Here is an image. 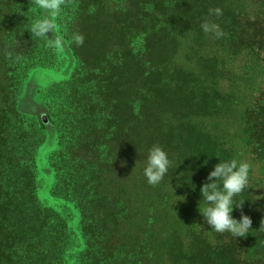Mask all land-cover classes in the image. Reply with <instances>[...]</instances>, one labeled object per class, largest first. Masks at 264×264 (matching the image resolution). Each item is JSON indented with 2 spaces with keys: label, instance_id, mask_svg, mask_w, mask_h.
Wrapping results in <instances>:
<instances>
[{
  "label": "trees",
  "instance_id": "16d2710c",
  "mask_svg": "<svg viewBox=\"0 0 264 264\" xmlns=\"http://www.w3.org/2000/svg\"><path fill=\"white\" fill-rule=\"evenodd\" d=\"M75 1L87 71L69 117L81 143L54 166L56 191L81 216L80 264H264L263 199L248 188L235 198L233 216L252 219L240 240L199 212L219 159L247 160L243 143L264 159V0H164L163 11L155 0ZM205 21L225 35L204 33ZM24 124L0 128V264H68V224L40 204L33 156L15 155L35 133ZM153 145L172 160L155 186L143 176Z\"/></svg>",
  "mask_w": 264,
  "mask_h": 264
},
{
  "label": "rangeland",
  "instance_id": "374dc122",
  "mask_svg": "<svg viewBox=\"0 0 264 264\" xmlns=\"http://www.w3.org/2000/svg\"><path fill=\"white\" fill-rule=\"evenodd\" d=\"M155 2L163 11L160 4L164 0ZM123 4V7L126 6ZM3 5H9L8 0H0V128L11 126L13 129L18 121H23L26 123L24 125L32 126L35 130L26 143L13 144L15 155L33 156L38 200L43 207L53 210L67 222L70 233L67 261L68 264H80L86 250L81 216L74 198H65L56 191L59 179L57 173L60 171L54 166L59 153L68 149L71 153L81 143L80 139L76 142L75 135L79 130L75 129V123L69 117V113L72 114L79 107L80 102L77 101L82 95H74L73 90L78 88L75 81L84 79L87 71L80 61L84 49L79 50L71 42V35L78 31L74 27L79 21L75 13L77 3L75 0H66L58 19L66 40L61 52L49 48L44 40L32 38L27 31L30 22L40 15L33 0H17L15 9L4 8ZM181 5H185L184 2ZM18 31H21L20 36L17 35ZM47 35L52 38L53 34ZM136 44L137 41H134L133 45ZM243 144L245 149H242V155H246V161L252 166L248 190L253 197L264 200V159L257 158L255 155L258 154L251 153L247 144Z\"/></svg>",
  "mask_w": 264,
  "mask_h": 264
},
{
  "label": "clouds",
  "instance_id": "9594fccd",
  "mask_svg": "<svg viewBox=\"0 0 264 264\" xmlns=\"http://www.w3.org/2000/svg\"><path fill=\"white\" fill-rule=\"evenodd\" d=\"M33 3L40 10V15L30 22L27 31L32 38L44 40L49 48L57 52L63 51L66 40L58 25V19L61 17L66 0H33ZM209 15L219 17L222 15V10L218 7L209 9ZM201 29L216 39L225 35L219 24L214 22H203ZM48 33L53 34L52 38L48 37ZM71 42L77 46L82 45L84 37L79 33H73ZM171 166L172 160L168 153L160 146L153 145L143 161V176L149 185H158ZM251 167L246 160L219 159V163L209 172L208 182L200 190L203 203L199 212L211 231L226 232L233 238H243L252 229V219L248 215L241 212L239 219L233 216L234 209H242L244 201L237 202L235 198L248 188Z\"/></svg>",
  "mask_w": 264,
  "mask_h": 264
}]
</instances>
